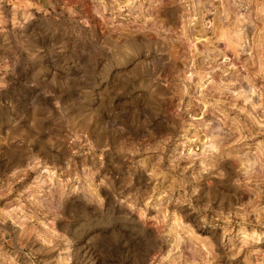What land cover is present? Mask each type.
I'll return each mask as SVG.
<instances>
[{
  "label": "rangeland",
  "instance_id": "rangeland-1",
  "mask_svg": "<svg viewBox=\"0 0 264 264\" xmlns=\"http://www.w3.org/2000/svg\"><path fill=\"white\" fill-rule=\"evenodd\" d=\"M0 264H264V0H0Z\"/></svg>",
  "mask_w": 264,
  "mask_h": 264
}]
</instances>
